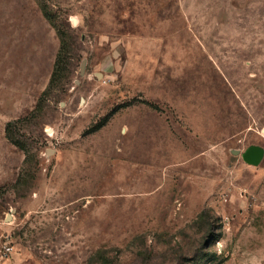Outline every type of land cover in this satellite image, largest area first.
Instances as JSON below:
<instances>
[{
	"label": "rangeland",
	"instance_id": "374dc122",
	"mask_svg": "<svg viewBox=\"0 0 264 264\" xmlns=\"http://www.w3.org/2000/svg\"><path fill=\"white\" fill-rule=\"evenodd\" d=\"M0 264H264V0H0Z\"/></svg>",
	"mask_w": 264,
	"mask_h": 264
},
{
	"label": "water",
	"instance_id": "95a60500",
	"mask_svg": "<svg viewBox=\"0 0 264 264\" xmlns=\"http://www.w3.org/2000/svg\"><path fill=\"white\" fill-rule=\"evenodd\" d=\"M259 154H260L259 147L252 146L245 152L243 156L244 159L247 160L248 162L254 163L257 161Z\"/></svg>",
	"mask_w": 264,
	"mask_h": 264
},
{
	"label": "trees",
	"instance_id": "16d2710c",
	"mask_svg": "<svg viewBox=\"0 0 264 264\" xmlns=\"http://www.w3.org/2000/svg\"><path fill=\"white\" fill-rule=\"evenodd\" d=\"M56 62H57V61H56ZM56 66H57V64H56ZM55 71H56V69L53 70L49 82L52 80ZM13 122H14V120H8V121L6 122V124H5V131H6L7 135H9V128H10V126L13 124Z\"/></svg>",
	"mask_w": 264,
	"mask_h": 264
},
{
	"label": "built area",
	"instance_id": "2783aa9c",
	"mask_svg": "<svg viewBox=\"0 0 264 264\" xmlns=\"http://www.w3.org/2000/svg\"><path fill=\"white\" fill-rule=\"evenodd\" d=\"M11 249H12V246L10 245V244H4L3 245V251L4 252H9V251H11Z\"/></svg>",
	"mask_w": 264,
	"mask_h": 264
}]
</instances>
